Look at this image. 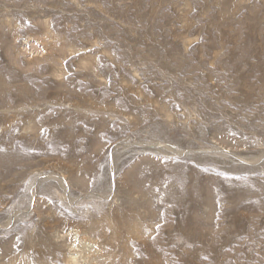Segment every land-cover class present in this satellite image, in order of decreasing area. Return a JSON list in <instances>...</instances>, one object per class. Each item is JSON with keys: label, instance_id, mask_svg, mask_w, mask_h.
Masks as SVG:
<instances>
[{"label": "rangeland", "instance_id": "1", "mask_svg": "<svg viewBox=\"0 0 264 264\" xmlns=\"http://www.w3.org/2000/svg\"><path fill=\"white\" fill-rule=\"evenodd\" d=\"M0 264H264V0H0Z\"/></svg>", "mask_w": 264, "mask_h": 264}, {"label": "bare ground", "instance_id": "2", "mask_svg": "<svg viewBox=\"0 0 264 264\" xmlns=\"http://www.w3.org/2000/svg\"><path fill=\"white\" fill-rule=\"evenodd\" d=\"M73 262V261H72ZM74 263V262H73Z\"/></svg>", "mask_w": 264, "mask_h": 264}]
</instances>
